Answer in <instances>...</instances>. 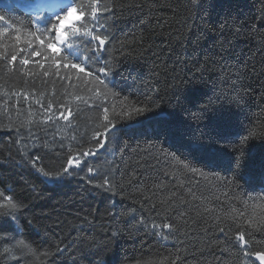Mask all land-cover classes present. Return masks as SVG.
I'll use <instances>...</instances> for the list:
<instances>
[{
    "label": "trees",
    "instance_id": "16d2710c",
    "mask_svg": "<svg viewBox=\"0 0 264 264\" xmlns=\"http://www.w3.org/2000/svg\"><path fill=\"white\" fill-rule=\"evenodd\" d=\"M88 2L76 0L87 13L81 24L91 19ZM98 3L110 10L99 14L110 33L103 58L114 64V88L100 101L74 73L61 80L66 69L57 75L43 56L28 55L30 41L39 50L29 25L63 2L33 12L0 6L10 21H0V264H257L254 256L264 253V0ZM191 79L200 86L193 104L207 90L229 98L238 92L246 101L231 128L237 147L250 132L256 136L243 178L224 165L204 167L159 135L187 115L173 105ZM138 107L153 112L133 113L119 144L107 143L104 109L112 119ZM95 131L101 135L93 138ZM75 159L83 170L56 184L36 170L75 168ZM112 176L115 192L111 181L97 187ZM11 203L16 215L5 217Z\"/></svg>",
    "mask_w": 264,
    "mask_h": 264
},
{
    "label": "snow or ice",
    "instance_id": "6c2138e0",
    "mask_svg": "<svg viewBox=\"0 0 264 264\" xmlns=\"http://www.w3.org/2000/svg\"><path fill=\"white\" fill-rule=\"evenodd\" d=\"M0 6L8 11L17 7L11 0H0ZM56 7H59V11H54L50 8V15L46 17L42 13L37 14L33 24L29 25L30 28L35 27L36 29L30 35L32 36V41L38 44L39 50H31L32 42L30 41L28 44L30 49L28 55L33 57L43 56L50 61L49 68L55 67L57 75H59L62 68L66 69L65 75L60 77L61 80L68 78L69 73H74L89 93L95 91L91 99L100 101L103 97L111 94L114 88V85L108 80V77L114 75V64L111 57L109 59L103 58V53L108 51L105 45L110 40V33H108L105 24L101 23V15L99 14L101 8L103 12H109L110 10L106 5H100L98 0H89L88 7L91 8V19L81 24L87 13L82 5L76 3V0H69L68 4ZM74 14H76V18L70 20L69 18ZM0 21L5 25L10 24V21L4 15H0ZM90 24L93 27H89ZM82 28L83 31H81ZM53 33L54 36L52 35ZM19 39L20 37L17 36V40ZM0 55H3V53H0ZM17 58V52L13 51L11 53V61H16ZM28 63L29 60L27 58L20 60L21 65H27ZM86 68L91 70H86ZM43 74L48 76L49 72L45 71ZM99 74H103V78ZM89 77L90 79H86ZM188 85L190 87L186 86L182 92L176 95V104L173 105L176 111L187 115L176 123L160 129L159 135L178 142L182 148L186 149L189 157H199L200 159L196 162L203 164L204 167L224 165L235 176L243 178L239 170L246 166L248 145L256 136L250 132L247 136L241 138L237 147L236 141L231 136V128L235 123L234 117L244 111L246 101L244 103L240 102L243 97L238 92L236 96L229 98L209 94L210 90H207L203 91L200 98L193 104L191 97L199 90L200 86L195 79L189 80ZM77 87H79V84ZM48 108H51V104L48 105ZM149 112H153V109L150 107H138L133 109L131 113H117L113 115L112 119H109L108 109L105 108L101 117L105 123H102L101 126L104 129L103 134L107 143L119 144L124 130L131 126L125 121L130 120L133 113L141 116ZM63 118L66 121L68 120V116ZM49 119H52V117H49ZM145 119H150V117H145ZM135 123L139 124L143 123V121L137 120ZM100 135L99 131H95L93 138ZM260 140L264 143V135L260 136ZM96 144L97 148L104 147L105 140H97ZM221 144H223V147L219 146ZM229 148H231V151L228 150ZM82 155L83 157L89 155L98 156L99 153L84 151ZM67 162L69 166H72L73 157L69 156ZM81 164V159H75V168L64 167L61 171L55 172L45 171L42 167L36 170L42 174L46 182L56 184L74 174L79 175V172L83 170ZM33 166L35 167V165ZM183 167L187 169L189 165L186 163ZM88 171L92 172L93 169L89 167ZM190 171L196 173L197 169L193 167ZM132 179H135V177L133 176ZM110 181L113 183L111 190L115 192L117 186L114 176L105 179L104 184L97 185V187L103 188ZM228 183L230 185L231 181H228ZM181 203H184V201H181ZM10 207L12 211L6 213L5 217L16 215L18 205L11 203ZM3 218L0 217V219ZM250 226L256 227L254 224ZM171 227L169 224H164V228ZM219 230L221 232L225 231L223 227ZM163 239L167 241L169 239L168 235H164ZM237 239L243 245L244 235L239 234ZM256 256L264 264V253H256Z\"/></svg>",
    "mask_w": 264,
    "mask_h": 264
},
{
    "label": "rangeland",
    "instance_id": "374dc122",
    "mask_svg": "<svg viewBox=\"0 0 264 264\" xmlns=\"http://www.w3.org/2000/svg\"><path fill=\"white\" fill-rule=\"evenodd\" d=\"M17 6L22 7L31 12L37 10L39 7L49 6L51 2L61 1L64 5L68 4L66 0H12ZM76 18L75 15L70 17V20H74Z\"/></svg>",
    "mask_w": 264,
    "mask_h": 264
},
{
    "label": "water",
    "instance_id": "95a60500",
    "mask_svg": "<svg viewBox=\"0 0 264 264\" xmlns=\"http://www.w3.org/2000/svg\"><path fill=\"white\" fill-rule=\"evenodd\" d=\"M254 261H255L257 264H262V262L257 258L256 255L254 256Z\"/></svg>",
    "mask_w": 264,
    "mask_h": 264
}]
</instances>
